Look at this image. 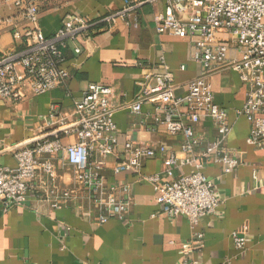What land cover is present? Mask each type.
<instances>
[{"label":"crops","instance_id":"1","mask_svg":"<svg viewBox=\"0 0 264 264\" xmlns=\"http://www.w3.org/2000/svg\"><path fill=\"white\" fill-rule=\"evenodd\" d=\"M15 1L0 3V20H11L0 25V55L20 47L13 34H22L27 27ZM123 1L53 0L39 7V26L50 37L61 28L66 14L94 21L121 9ZM165 12V1L145 4L136 13V27L118 22L110 32L95 34L80 44L78 55H73L75 45L69 44L62 66L68 78L60 87L17 103L0 98V165L12 169L16 167L13 147L29 145L35 137L46 135L50 129L44 127V120L51 110L69 124L74 120L73 103L87 85L111 88L117 142L103 176L109 187L116 188L119 199L131 203L122 220L100 224L98 208L58 154L53 177L37 172L22 206L5 211L0 207V264H180L185 258L199 264H264V150L247 145L249 125L234 114L246 99L235 72L223 71L209 78L214 102L227 112L231 126L224 146L240 163L233 173L226 174L212 155L204 161L202 173L219 201L214 215L200 218L195 226L184 217L170 218L156 204L150 184L130 173L114 172L124 158L127 141L154 151L155 156L142 163L143 176L165 178L162 163L169 153L176 155L177 163L188 157L180 152V136H169L155 125L149 105L145 104L140 114L126 109L135 101L137 83L143 76L161 73L163 66L172 73L179 95H184L200 74L199 65L188 59L190 47L185 40L156 33L153 16ZM226 39V35L217 34L214 41ZM228 54L235 56L233 49ZM195 131L201 146L216 138L208 118L202 119ZM58 139L63 146L74 141L63 134ZM189 172L190 167L182 166L175 168L173 175ZM66 191L70 197L63 201L58 196ZM243 226L245 245L239 250L231 234ZM196 235L201 236L198 244Z\"/></svg>","mask_w":264,"mask_h":264},{"label":"built area","instance_id":"2","mask_svg":"<svg viewBox=\"0 0 264 264\" xmlns=\"http://www.w3.org/2000/svg\"><path fill=\"white\" fill-rule=\"evenodd\" d=\"M3 1L7 0L0 3ZM52 1L14 2L27 27L22 34H13L20 47L0 55V98L17 103L29 95L45 94L60 87L68 78L62 66L69 44L75 45L73 55H78L80 44L95 34L110 32L118 22L136 27L140 7L165 1L166 12L153 16L156 33L185 40L190 47L188 59L199 65L200 74L188 85L186 93L179 95L172 73L163 66V72L143 76L137 83L135 101L126 109L140 114L142 107L149 105L155 125L169 136H180V152L188 157L177 163L176 155L169 153L162 163L165 178L158 174L143 176L142 163L153 158L154 151L127 141L123 146L124 158L116 164L114 172L130 173L150 184L156 204L170 218L184 217L195 226L200 218L214 215L219 201L211 182L202 173L204 161L212 155L226 174L233 173L240 163L229 156L224 146L231 126L227 112L214 102L209 78L223 71L237 74L246 99L234 114L249 125L247 145L264 150V0H124L121 9L94 21L66 14L61 28L46 37L39 26V7ZM10 23V19L0 20V25ZM217 34L226 35V41H214ZM230 49L234 50V57H229ZM184 69L185 66L180 67V71ZM111 96L109 87L87 85L73 103L71 123L51 110L44 120V127L50 129L46 135L35 137L30 146L13 147L16 167L0 165V207L4 211L26 202L37 172L52 178L55 156L61 154L72 168L75 181L85 188L98 208V222L122 220L129 211L130 200L119 199L116 188L109 187L103 176L106 160L117 142ZM204 118L212 122L216 138L201 146L195 126ZM59 134L72 136L74 141L63 146ZM199 146L202 149L198 150ZM182 166L190 167V172L174 176V169ZM51 194L57 195L55 191ZM58 197L64 201L70 194L66 191ZM245 234L244 226L231 234L236 249L244 248ZM195 240L198 244L201 236L196 235ZM180 264L199 263L185 258Z\"/></svg>","mask_w":264,"mask_h":264}]
</instances>
